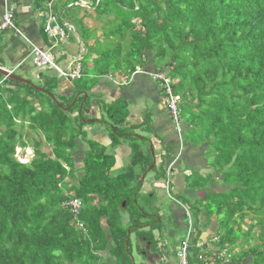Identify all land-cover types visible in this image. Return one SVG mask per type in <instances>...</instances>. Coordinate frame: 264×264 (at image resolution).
<instances>
[{"label":"trees","instance_id":"obj_1","mask_svg":"<svg viewBox=\"0 0 264 264\" xmlns=\"http://www.w3.org/2000/svg\"><path fill=\"white\" fill-rule=\"evenodd\" d=\"M81 2H89L96 23L87 29L73 22L84 50L80 78L65 80L72 84L65 95V78L56 71L37 78L60 106L0 75V264H137L144 252L165 262L177 258L187 238L197 264H264V0H35L34 12L49 4L55 13L83 8ZM147 66L169 81L184 124L181 143L202 150L210 173L192 170L173 181L164 168L171 148L163 149L161 163L157 148L150 150L151 136L164 146L151 114L141 124L142 139L123 137L146 147L126 139L122 148L130 155L117 156L125 146L118 130L124 119L117 116L125 102L92 91L126 90ZM143 79L156 84L159 105L169 112L165 82ZM84 110L96 112L92 123L114 119L108 146L87 138ZM25 124L44 138L31 147L29 164L14 158L18 148L30 147ZM80 144L88 149L76 168ZM151 174L152 190L144 192ZM162 198L166 205L159 207ZM74 200L81 202L78 216L69 207ZM171 206L186 210L185 230L163 220ZM207 230L217 251L206 257L198 244Z\"/></svg>","mask_w":264,"mask_h":264},{"label":"rangeland","instance_id":"obj_2","mask_svg":"<svg viewBox=\"0 0 264 264\" xmlns=\"http://www.w3.org/2000/svg\"><path fill=\"white\" fill-rule=\"evenodd\" d=\"M33 1L34 0H17V3L15 4L13 0H1L0 7L2 6V9L6 10V4L10 3L9 5H12L11 8L13 10L16 9V11H17V15H18L17 18L23 24V26H21L22 29L18 28V32H0V63L3 64V66H5L6 68L8 67V69L9 68H13L11 61H9V53L6 50L7 48H10V46H11V38H9V37L13 36V34L17 36L19 32H22V31L26 30V27H30L31 29L36 27L38 25L37 22H39V20H40L39 19L40 18L39 15L34 12ZM88 3L89 2H81L80 3L81 6H85V8L76 7L74 9H72V10L64 9V10H61L60 12H56V13L58 15H61L63 21L65 23H67V24L68 23H72L74 21H78V24L80 25V24H82L83 20L85 18H87L88 20L85 21L87 29H88V27H92L93 28L95 23H96L95 22L96 21V14L89 7ZM26 9H27V11H26ZM59 9H60V6H57L56 11H58ZM84 11H88V12L81 17V14ZM41 24L43 26V23L40 22V25ZM103 34H105V32L104 31H100L99 37H98L99 38L98 39L99 42H100V40L102 41V38H103L102 35ZM76 36L77 35H71L70 39L68 41H66L65 43H58L57 44L58 47L56 48V50H54V53L57 55L62 50H68L70 52L74 51L76 57L79 56L82 52H81V48L78 45L79 41H76L77 40ZM41 37H42V33H41ZM18 38H20V37H18ZM106 38H108V36H106L104 38V40ZM20 41L22 42L23 45L28 47L27 43L25 41H23V39H20ZM50 41H51L50 42L51 46L56 45V43L54 41H52V40H50ZM3 45L6 46V49H4ZM35 46H37V45H35ZM72 57L70 55L66 54V56L63 57L64 59L59 64V67L67 75L71 74L74 71V69L76 68V66H75V57H73V58ZM17 66H14V68H13L14 73H16L15 76H17L18 78L24 79L26 82H28L34 88L35 87L39 88L37 86L40 85L39 81L37 80L38 75L40 73H42V72L45 73L44 71H48V70H38V69H36L33 66L31 60H26V62L24 63L23 67L22 68L20 67L21 69L19 68V66L18 67ZM77 68H79V67H77ZM145 69L146 70H144L143 72H140V69H138V73H142V74L137 75V76L134 75L131 78L129 84L131 82H134V83H136L137 86H140V83L142 81H139V80H144L143 78H147V76H148V78H150V75L154 74L153 71H151L152 70L151 66H149V67L147 66V68H145ZM59 76L62 77V79H64V78L67 79L68 78L66 76H61L60 74H59ZM135 76L137 77V79H135L136 78ZM163 78H164V75H163L162 79ZM122 81H123V85H125V83H126L125 80H122ZM150 81H153V79L150 78ZM134 83H133V85H135ZM151 85L153 87L154 86L156 87L155 83L152 84V82H148V86H151ZM143 87H144V85L141 84V88H143ZM160 87H161V85H160ZM146 88L148 89L147 85L145 86V89ZM146 103H147L146 99H138L135 103L131 102V103H127L125 105L121 104L122 108L124 110L122 109V111L117 116L122 118V119H124V120L122 121L123 125L120 126V128L118 130L120 132L119 133V135H120L119 141H120V139L122 141H124L123 142L124 145H125V141H127L126 139H129L130 143L135 142L136 144L142 145L143 149L146 147V142L144 143V142L141 141V139L143 137L138 135V134H142V132H143L142 129H140V128H141V124L146 120L147 114H151V111L154 110L153 107L148 108V106H146ZM158 109H159L160 113L158 115L156 113V115H157L156 117H158L160 119V121H162L161 123H164V120L169 121V124L172 127L170 131H173V137L175 135L176 140L178 141V143H180L181 138H182V134H183V130H184V124H183V126L181 125L182 130L180 132H178V128H177V126L175 127L176 123H175L170 111L167 112L163 105L159 106ZM95 113L96 112L92 110L91 111V115L87 116L88 115L87 112H85V110L83 111L84 117H90V119L87 120L88 124L84 128L85 133L87 134V138L90 139V140L97 141V139H100L103 136L110 137V134H112L111 125H114V119L112 120V122H109L106 125L102 124L103 122H106V121H101V120H98V122H96V123H92L93 122V118L95 117ZM100 122H102V123H100ZM155 129H156V127H155ZM123 130H125V131H123ZM161 130H163V128H161ZM20 131H21V129H20ZM21 133H22V135L24 137L25 143H27V145H29L30 147L25 148V149L18 148L14 158L17 161H19L21 164H29L32 161V159L34 158L33 149L31 147L34 145V143L36 141H38L40 143H44V138L39 133H32V131L29 129V126H27V124H25V126L23 127V130L21 131ZM125 135H133L134 137H138V138H141V139H137V140H134V139L132 140L131 138H126L125 139V138H123ZM145 139L148 140L147 138H145ZM122 147L126 148V146H122L121 145L119 148L116 149V151L118 152L120 150H123ZM157 147H161V146H157ZM161 148H164V147H161ZM87 149H88V146L86 144H80L79 145V153L75 155L76 162H77L76 168L82 167V160H83V157H84V153H85V151H87ZM157 149H158V154H160L162 150L160 148H157ZM41 150L43 152H47L48 151V149L45 148V147H43ZM178 151H176V153H177L176 158H174L171 161H169L172 156L169 157L166 160L165 166H164L165 170L168 169L169 176L171 178L173 177V181L179 175H182V173L185 174V175H188V176L191 175V171L192 170L199 171L202 174H208V173L211 172V169L209 167H206L207 165H206V161L204 160V156H203L202 150L201 151L189 150L185 146V147H182L180 149L179 153H178ZM161 156L158 157L160 163H161ZM191 159H194L193 162H191ZM151 167H150V169H151ZM187 168H190V169H187ZM150 169L148 170V172L151 171ZM77 175H78V178H80L82 176V173H80V174L78 173ZM152 177H153L152 174L147 176L146 180L148 182H146L143 185V191L144 192H150L152 190L151 189L152 188V186H151ZM73 183L76 184V182H73ZM223 191H228V190L227 189H223ZM188 197L190 199H194V196L192 194H189ZM162 203L164 205H166L165 204L166 201L163 198L158 200V201H156V205L159 206V207H160V205ZM163 214L165 216V213H163ZM168 217H169L168 219H170L171 216H168ZM164 219H166V216L163 218V220ZM133 236H135V235L133 234L132 238H133ZM156 237L158 238L157 234H156ZM142 246H143V248H146L145 245H142ZM178 252H179V245H178V247H176L175 254H178ZM134 255H137L136 251H134ZM203 255H205V253ZM104 256L106 258H108V256L106 254H104ZM142 256L146 257L145 262H142L143 264L144 263L145 264H156V263L157 264L158 263L162 264V263H160L161 259H160V256L158 254H151V253L144 252V253H142ZM136 259H137V264H140L139 257H136ZM177 259H178V257L176 258V257H171L170 256L169 259L167 260L166 264H174V263L178 264V260ZM188 264H197L195 255H192L190 253L188 254Z\"/></svg>","mask_w":264,"mask_h":264},{"label":"crops","instance_id":"obj_3","mask_svg":"<svg viewBox=\"0 0 264 264\" xmlns=\"http://www.w3.org/2000/svg\"><path fill=\"white\" fill-rule=\"evenodd\" d=\"M34 1H33V6H34ZM9 4L10 3L6 4V8H7V6ZM0 5H1V0H0ZM75 5H77V4H75ZM72 6L73 5H71L70 7H72ZM83 8H85V7H83ZM26 11H27V9H26ZM87 12L88 11H84L81 14V17L84 14H86ZM4 13H5V10H3L2 6H1L0 7V22L2 20V17L4 15ZM38 15L40 17L41 13H39ZM39 19L40 20H39V22H37L38 25L36 27H34L32 29L30 27H26V30H24L22 32H19L17 36L13 34V36L9 37V38H11V46H10V48H7L6 50L9 53V61H11L13 68H14V66H17V65L19 66V68L20 67L22 68L24 63L26 62V60H31L30 59V52L32 50V46L37 45L38 48L43 50V51H47L48 48H50L49 46H47V43L41 37V33L40 32H41V29L43 28V26H42V24L40 25V22L43 23V20L41 19V17ZM86 20H88V19L85 18L83 20V22H82V24L85 25V26H86V24H85ZM19 22H20L19 28L22 29L21 26H23V24H22V22L20 20H19ZM77 24H78V21H77ZM67 25H69L71 27H74L73 26L74 25L73 22L72 23H68ZM90 28H92V27H88V29H90ZM18 37H20V38H18ZM20 39H23V41H25L27 43L28 47L23 45L22 42L20 41ZM47 42H49V43L51 42L49 40V38H47ZM37 46H35V47H37ZM66 54H68V55L72 54V56H75L74 51L70 52L68 50H62L59 54H57V57H61V60L59 61V63L64 59L63 57L66 56ZM77 57H79V56H77ZM2 67H4V66H2ZM4 68L7 69L8 67L7 68L4 67ZM13 68H9V69H13ZM135 79H137V77ZM65 80H66V78L64 79V83H63V85L65 87L64 88L65 92L63 93L64 95L65 94H69L70 90L72 89L71 88L72 84L70 85V83L68 81H65ZM139 81H142L140 83V86H137L136 83L131 82L130 86L126 90H121V89H118V88H115V87H111L110 88L108 86H103L102 85L99 88H96L95 90H93L92 91V95L95 96V97L100 95V96H102L104 98H107L109 100L122 99L125 102V104L131 103V102L135 103L138 99H146V101H147L146 106H148V108H151V107L154 108V110L151 111V115L156 119V121H155L156 129L154 128L155 132L157 133V135L161 136L162 141L164 143L163 147L164 148L165 147L166 148H171L172 157L169 160V161H171L172 159L176 158V156H177L176 151L179 150L178 151V153H179L180 149L182 147H185V146L182 145L181 141H180V143H178V141L175 138V135L173 137V131H170L172 127L170 126L169 121L164 120V123H161L162 121H160V119L158 117H156L160 113L158 108L160 106L159 103H160V100H161V95H160V92H159V89L157 88V86L156 87L155 86L153 87L152 85L148 86V80H145V79L144 80H139ZM66 83H68V85ZM133 83L135 85H133ZM141 84L144 85L143 88H141ZM146 85H147L148 89L147 88L145 89ZM156 113H157V115H156ZM95 117H96V113H95ZM161 128H163V130H161ZM150 139H151V145H150V150L151 151H153V148H155V150H156V148H160L162 150L160 154H158V149H157V153L156 152L154 153V156L158 158L159 156H161L163 154V151H164L163 149L164 148L157 147V146H160V145L156 141V138H154L153 136L150 137ZM97 141L99 143L102 142L101 143L102 145H107V146L109 145V140H108V137H106V136H103L102 138L97 139ZM126 144H127V142H125V146H126ZM189 150H191V149H189ZM116 153H117L118 157L122 158L123 156L126 157V156L130 155V150L123 149V150H120L118 152L116 151ZM193 160L194 159H191V162H193ZM188 169H190V168H188ZM202 175H205V174H202ZM181 185H182V181L180 182V186ZM169 209L172 212V216L170 218L172 220L173 225L176 226L177 228H180L181 230H185V225H184L185 223H184L183 220H184V217H185V214H184L185 212L184 211H186V210H183L182 208H178V207H172V206ZM165 216L168 217L169 215H167L165 213ZM206 222L207 221L205 219H203V223L205 224ZM169 236L171 238H173L175 236V233H174L173 230H171V232L169 233ZM213 242H215V241L212 238V235L210 234L209 230H207L206 233H204L202 235V237L200 239V243L198 244V248L201 249V251L206 254V257L209 255L210 251H217L214 248L213 244H212ZM169 257L167 256L166 258L169 259ZM145 259H146V257L139 258L140 264H143L142 262H145ZM160 259H161L160 263L166 264L167 261L164 262L161 257H160ZM249 262L250 261L248 260L246 263H249Z\"/></svg>","mask_w":264,"mask_h":264},{"label":"built area","instance_id":"obj_4","mask_svg":"<svg viewBox=\"0 0 264 264\" xmlns=\"http://www.w3.org/2000/svg\"><path fill=\"white\" fill-rule=\"evenodd\" d=\"M53 4H49L48 8H46L45 13H43L40 17L43 19V31L44 34L52 41L56 43H65L71 37V35H75V29L69 25H67L61 17L57 16L52 9ZM12 5H8L5 13L0 22V32L3 31H17V27L15 25V10H13ZM32 63L33 66L38 70H55L61 76H66L71 80H78L81 74V66L78 65L71 74H65L63 70L58 66L57 58L52 53V51H43L38 47L32 46L31 51ZM150 77L154 82H165V88L167 89V94L170 95V100L166 103L169 106V111L176 123V126L179 130L180 128V109L177 105L176 99L172 97L171 91L168 87L170 84L169 81L165 78L162 79L163 75L152 74ZM69 207L71 208L73 214L78 216L81 210V202L79 200H74L69 203ZM191 233V230L189 231ZM188 238L183 243V245L179 248L178 252V262L179 264H188ZM202 259V257H200Z\"/></svg>","mask_w":264,"mask_h":264},{"label":"water","instance_id":"obj_5","mask_svg":"<svg viewBox=\"0 0 264 264\" xmlns=\"http://www.w3.org/2000/svg\"><path fill=\"white\" fill-rule=\"evenodd\" d=\"M0 75L4 78V79H9V80H12L14 82H17V83H20V84H26V85H29L31 86L28 82H26L24 79L22 78H18L17 76H15L14 74V71H10L8 69H5L3 67L0 66ZM32 87V86H31ZM34 88V87H33ZM35 90H37L38 92L40 93H43V94H47L52 100L54 103H56L58 106L59 103L57 102V100L49 93H47L43 88H34ZM68 111V109L66 110ZM155 165V162L153 163L152 167ZM151 167V169H152ZM150 169V170H151Z\"/></svg>","mask_w":264,"mask_h":264},{"label":"clouds","instance_id":"obj_6","mask_svg":"<svg viewBox=\"0 0 264 264\" xmlns=\"http://www.w3.org/2000/svg\"><path fill=\"white\" fill-rule=\"evenodd\" d=\"M83 7H85V6H83ZM43 13H45V12H42L41 13V15L43 14ZM42 19V18H41ZM43 20V19H42ZM74 28V27H73ZM75 29V28H74ZM14 32H18V28H17V31H14ZM75 35H76V29H75ZM48 38V37H47ZM50 40V39H49ZM58 46L57 45H53V46H51L50 48H48V50L47 51H52V53L54 54V50L57 48ZM32 51V50H31ZM83 51L84 50H82V53H83ZM82 53L79 55V57H76V56H73V57H75V66L77 67L78 65H80L81 66V68H82V65H81V55H82ZM55 56H56V58H57V64H58V66H59V61L61 60V57H57V55L56 54H54ZM30 59H31V61H32V57H31V52H30ZM33 64V63H32ZM2 67V66H1ZM4 68V67H3ZM8 69V68H7ZM8 70H10V71H14L13 69H8ZM16 71V70H15ZM151 78V77H150ZM69 79V78H68ZM125 85H126V83H125ZM179 107V106H178ZM180 109V108H179ZM179 121H180V128H179V130H178V132H180L181 130H182V127H181V125L183 126V123H182V121L180 120V115H179ZM175 127H176V124H175ZM17 151V150H16ZM177 257H178V254H177ZM178 260V259H177ZM178 264H179V262H178Z\"/></svg>","mask_w":264,"mask_h":264}]
</instances>
